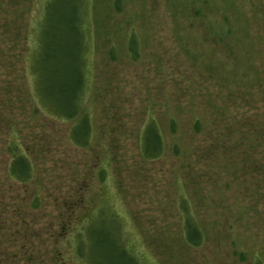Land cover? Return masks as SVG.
Listing matches in <instances>:
<instances>
[{
    "label": "rangeland",
    "instance_id": "obj_1",
    "mask_svg": "<svg viewBox=\"0 0 264 264\" xmlns=\"http://www.w3.org/2000/svg\"><path fill=\"white\" fill-rule=\"evenodd\" d=\"M47 1L0 0V133L7 120L20 131L41 204L31 229L39 245H5L6 264H90L75 251L99 219L105 225L99 230H112L139 264H232L228 235L249 260L253 251L264 259V192L254 187L260 175L250 182L249 169L264 161V0H122L119 13L111 0H80L85 52L79 107L93 129L85 149L67 140L76 120L58 116L53 122L34 96L35 78L43 98L48 79L56 81L38 53ZM55 4L48 13L59 31L58 16L72 11ZM221 25L230 30L226 43L215 40ZM55 31L49 37L60 60L66 38ZM130 31L139 41L135 62L126 51ZM49 71L57 70L50 65ZM48 90L57 102L55 84ZM146 114L156 118L164 142L154 162L138 154ZM101 166L108 176L98 184ZM187 193L206 238L196 250L184 244L175 205ZM68 229L70 235L61 236ZM88 248L91 261L95 254L108 264L104 253L87 242Z\"/></svg>",
    "mask_w": 264,
    "mask_h": 264
},
{
    "label": "trees",
    "instance_id": "obj_2",
    "mask_svg": "<svg viewBox=\"0 0 264 264\" xmlns=\"http://www.w3.org/2000/svg\"><path fill=\"white\" fill-rule=\"evenodd\" d=\"M110 2L113 12L119 13L122 0H111ZM52 4L53 0H48L44 7L43 13L46 19H43L40 28L41 38L39 36L38 53L40 51L42 54L41 61L46 63L47 75L52 72L54 74V79L56 78V81L51 80V83L55 84L56 91L53 93V97L57 102L53 101L48 96V86L51 84L50 79H48V86L45 84L46 90L45 94L43 93L45 98L40 96L38 83L36 82V78L34 79L36 89L34 96H37V94L39 95V100L41 101V107L43 109L42 113L46 114V111H48L49 114L47 116H49L53 122L58 116L62 118V121L66 122L74 119L76 120L74 126L67 130V140H69L72 146L85 149L89 146L93 129L89 115L83 113L79 107L80 94L83 92L84 85L83 59L85 52V40L81 25L82 18L79 9L80 0H57V4L54 6H57L58 9L62 10L63 8H68L72 11L70 15H66L65 17L63 13L58 16V20L61 18L59 23L62 25L59 31H55L56 27L53 28V24L55 23L50 21V14L48 11L52 9ZM52 29L56 32L55 34H63L66 38L60 46V49L65 51L60 60L55 56V52L52 48V37H49V33H51ZM215 34V40H217V42L226 43L225 41L230 37V30H227L226 27L221 25L218 26L217 33ZM69 36L76 39L75 43L72 45L69 42ZM43 38L45 40L42 42ZM138 42L133 31H130L126 41V51L129 59L133 62L137 61L139 58ZM115 53V49L110 47L108 56L111 61H114ZM50 65L57 71H49ZM61 66L67 68H63V70L59 72ZM33 70L32 68V74ZM58 78L60 80H58ZM43 100H45L46 103H44ZM35 108L39 110L37 105ZM148 114L145 115L144 124L142 125L139 135H137L138 154L144 161L154 162L162 158L164 154V142L156 118ZM5 125H7V128H4V132L0 133V142L2 144L0 147V264H6V253H4L6 252L5 245L10 248L22 247L24 241H30L31 244L36 246L39 245L40 241L37 235L35 237L31 233V229L36 224V222L34 223L32 220L37 215L38 210H40L41 204L39 201V193L35 190V179L30 160V152L24 146L21 133L12 121L7 120ZM248 125L253 127L252 124ZM192 126L194 134L197 135L200 128L199 121L195 119ZM169 131L172 135L176 132L174 121L171 118L169 120ZM261 133L264 134V130H261ZM176 147L177 145L174 144V156H176L177 153ZM110 150L107 149L101 153L102 159L105 160L107 157H110ZM261 160H264V156ZM249 169L251 170L250 182H254L255 184V178L260 175L261 179L254 187L257 191L264 192V161L256 162L253 166L250 165ZM96 173L98 175L97 183H105L108 176L107 170L101 166ZM246 174L248 175V173L243 170L240 175L245 177ZM234 178L236 179V177ZM7 184H9L8 187ZM190 200L188 193L186 196L180 195V198L175 201V205L180 220V230L184 244L186 247L196 250L203 247L206 238L199 221L192 211ZM262 213H264V211ZM27 220H29L28 225L26 224ZM101 221L102 219L93 221V225L85 230V239L82 238L83 240L81 239L77 245L75 251L76 255L81 259L86 258L87 262L90 264H101V262L95 259V257H97L95 254H93V259L91 261L92 253H90V248H88L87 251L88 242L93 250L96 249L100 252V256H102L103 253L105 254L108 264H139L134 255L118 243L112 230H108V232H105L104 229L99 230L101 225L105 226L104 220ZM70 232V229H68V231L65 232L67 234L61 236H68ZM228 237L230 241V257H228L233 259L231 260L232 264H264V259L259 252L253 251L251 253L252 258L249 260L248 253L239 245L237 239L229 235ZM66 238L67 237L63 239L65 240ZM103 245L107 247L106 251H102L99 248ZM59 252L61 253V251ZM22 253L24 252L22 251ZM102 260L103 259H101V261ZM13 261L9 262V264H16ZM29 262L30 261H28V263Z\"/></svg>",
    "mask_w": 264,
    "mask_h": 264
}]
</instances>
